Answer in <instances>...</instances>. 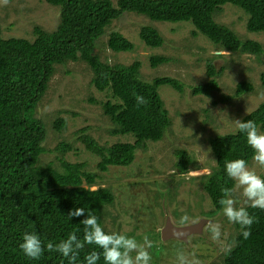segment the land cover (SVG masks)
Here are the masks:
<instances>
[{
  "label": "trees",
  "instance_id": "obj_1",
  "mask_svg": "<svg viewBox=\"0 0 264 264\" xmlns=\"http://www.w3.org/2000/svg\"><path fill=\"white\" fill-rule=\"evenodd\" d=\"M59 6L61 20L53 31L40 26L34 28L35 39L24 37L5 38L0 25V264H69L58 252H48L37 260L24 255L19 245L25 232H36L45 245L66 239L75 232L83 239L85 217L70 218V210L83 207L99 217L106 232L104 216L107 206L115 201L109 187L96 186L97 172L86 169V162H71L65 158L68 151L75 149V141L63 140L56 146L61 155L60 166L53 162L40 164L45 153L43 142L47 139L46 122L37 115L38 106L45 96L56 65L67 61H84L93 71L92 84L99 91H111L110 99L100 103L103 111L114 124L110 133L114 136L131 134L133 142L100 144L88 127L77 132V140L87 150L101 157L97 164L101 172L110 166H126L134 162L139 148L147 141L162 140L172 126V118L159 92L162 85H169L183 92L184 84L172 76H157L151 81L142 78V62L111 64L101 59L96 51L99 41L116 19L124 12L146 15L157 21H191L193 34L205 35L220 49L243 54L261 55L263 44L254 39H242L232 28L217 22L215 15L226 3L239 6L248 15L247 29L264 32V0H45ZM140 38L147 46L160 47L165 38L158 28L142 25ZM107 45L115 52L135 50V43L122 32L109 33ZM171 57L153 54L150 65L155 68L169 63ZM216 65L207 63L210 80L192 88L194 95H210L219 88L217 76L221 74ZM264 87V71L261 73ZM249 81L237 85L236 94L252 92ZM136 95L148 100L146 105L137 106ZM254 120L264 132V101L245 115L242 120ZM67 120L58 115L53 123L57 131H64ZM217 165L203 176L201 182L209 195L213 209L206 213L212 216L222 210L219 201L222 189H234L236 181L227 176L225 163L242 158L253 160L254 150L247 144L246 134L239 128L235 132L216 135L209 139ZM176 167L182 174L188 172L195 159L186 150L177 151ZM86 184V185H85ZM257 217L251 235L244 239L239 224L233 247L224 256L225 264H264V210L245 206ZM118 232V231H117ZM148 233V232H147ZM143 240L135 232L123 233ZM161 234V233H160ZM153 244L158 239L154 233ZM102 252L95 245H85L76 264H85L84 257L91 251ZM157 247H152L153 257L159 256ZM97 264H105L103 256Z\"/></svg>",
  "mask_w": 264,
  "mask_h": 264
},
{
  "label": "rangeland",
  "instance_id": "obj_2",
  "mask_svg": "<svg viewBox=\"0 0 264 264\" xmlns=\"http://www.w3.org/2000/svg\"><path fill=\"white\" fill-rule=\"evenodd\" d=\"M215 18L217 22L232 28L242 39L258 40L264 46V32H251L247 29L248 15L239 6L226 3ZM60 20V7L45 0H9L7 5L0 0V25L5 38L24 37L34 40L36 26L53 31ZM142 25L158 28L165 43L160 47L147 46L139 36ZM194 29L195 25L191 21H157L146 15L124 12L113 21L98 43L96 51L104 61L131 64L140 60L144 80L172 76L184 84L183 92L169 85L160 87L159 92L173 120L172 126L162 140L147 141L145 148L137 149L136 158L130 165L110 166L107 171L101 172L97 167L101 157L87 150L77 140V131L88 127V133L102 145L134 141L131 134L114 136L110 133L114 127L113 122L104 113L101 104L92 102L90 98L106 101L112 98L111 91H99L92 84L93 71L86 62L67 61L56 65L49 88L37 109V115L48 127L47 139L43 142L46 150L41 155L40 164L53 162L60 166L58 158L61 154L56 151V146L63 140L76 139V148L68 151L65 158L71 162H86L87 170L99 174L97 185L93 188L109 187L115 194L114 203L105 209L106 229L144 234L150 240L154 233L158 239L153 246L157 247L159 256L155 258L151 253V264H177L180 251L185 254L195 252L200 264H225V253L233 247L237 229L223 215L222 210L206 216L214 206L203 188L201 176L210 173L217 165L209 139L235 132L238 128L235 120H242L264 101V87L261 83L264 52L257 56L222 50L202 33L195 36ZM113 30L122 32L132 40L136 45L135 50L115 52L110 49L107 39ZM153 54H165L171 57V61L153 68L150 65ZM209 61L216 65L217 70H222L216 77L219 88L208 96L194 95V86L210 80L207 74ZM241 81L251 82L253 91L237 95V85ZM59 114L67 120L66 129L62 132L53 128ZM181 149L195 159V165L184 174L176 167V153ZM249 167L264 177V167L254 160ZM233 190L237 207L247 206L242 189L235 185ZM185 215L190 222L182 224L181 219ZM168 217L175 225H189L202 219L206 221L202 232L188 235L186 241L178 238L166 241L160 233ZM209 221L222 225L220 240H212L208 231ZM135 239L143 243V240Z\"/></svg>",
  "mask_w": 264,
  "mask_h": 264
},
{
  "label": "clouds",
  "instance_id": "obj_3",
  "mask_svg": "<svg viewBox=\"0 0 264 264\" xmlns=\"http://www.w3.org/2000/svg\"><path fill=\"white\" fill-rule=\"evenodd\" d=\"M3 3L7 5L9 0H3ZM136 103L139 107L146 105L148 100L142 95H136ZM235 122L239 130L246 134L247 144L254 150L253 160L264 167V132L259 130L257 123L252 119L247 121L237 119ZM225 168L227 176L237 182V188L242 189L245 204L251 208L264 210V177L254 168H250L248 162L242 158L226 161ZM219 203L222 206L223 215L229 222L239 224L244 239H247L251 235V228L257 221V217L251 215L245 206L237 207L233 189H222V198ZM68 216L70 218L85 217L80 221L84 225L82 240L73 232L59 243L54 244L49 241L45 245L36 232H25L23 242L19 245L24 255L37 260L41 258L46 248L48 252L55 251L62 254L68 259L69 264H76L80 251L87 244L97 246L102 252L93 250L88 253L84 257L85 264H97L101 255L105 264H151L152 255L149 249L153 247V241L147 235L144 236L143 243H139L134 237L121 232H106L99 217L83 207L70 210ZM189 222L187 215L182 217V224ZM208 231L214 241L220 240L223 234L222 225L218 222L209 221ZM177 264H200V261L196 258L195 252L185 254L180 251L177 254Z\"/></svg>",
  "mask_w": 264,
  "mask_h": 264
},
{
  "label": "water",
  "instance_id": "obj_4",
  "mask_svg": "<svg viewBox=\"0 0 264 264\" xmlns=\"http://www.w3.org/2000/svg\"><path fill=\"white\" fill-rule=\"evenodd\" d=\"M205 219L189 225H175L172 219L168 217L165 226L161 229V237L163 240H169L171 238H178L187 240L188 235L201 233Z\"/></svg>",
  "mask_w": 264,
  "mask_h": 264
}]
</instances>
